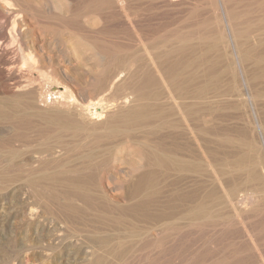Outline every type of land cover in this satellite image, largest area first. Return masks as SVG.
Instances as JSON below:
<instances>
[{
    "label": "bare ground",
    "instance_id": "1",
    "mask_svg": "<svg viewBox=\"0 0 264 264\" xmlns=\"http://www.w3.org/2000/svg\"><path fill=\"white\" fill-rule=\"evenodd\" d=\"M222 1L221 14L193 6L178 27L152 29L149 58L126 59L131 92L122 102L115 103L107 64L84 103L72 95L60 106L50 93L32 108L34 90L0 98V123L12 129H0V147L10 153L5 168L18 166L24 148L48 155L10 183H28L47 212L77 226L72 237L102 250L95 261L137 246L165 255L185 229L228 221L227 201L248 183L255 192L240 194V203L264 194V0ZM228 33L231 50L223 46Z\"/></svg>",
    "mask_w": 264,
    "mask_h": 264
},
{
    "label": "rangeland",
    "instance_id": "2",
    "mask_svg": "<svg viewBox=\"0 0 264 264\" xmlns=\"http://www.w3.org/2000/svg\"><path fill=\"white\" fill-rule=\"evenodd\" d=\"M222 2L0 0V98L34 90L30 96L33 99L32 108L41 106L50 93L55 95V99L59 97L56 102H61L60 106H65L72 95L84 103L94 83L103 77L107 64L110 69L113 68L109 80L113 81L116 89L118 99L115 103L122 102L123 97L131 92L132 71L125 63L126 59L135 52L142 53L145 60L149 58L148 42L154 35V28L161 27L164 33L178 27L193 6L206 7L217 15L221 14ZM230 39L228 33L223 42L228 50H231L230 43H227ZM234 55H231L232 58ZM99 97L97 95L96 98ZM133 103L130 102L131 105ZM113 109L109 111L114 112ZM7 125L0 123V129L10 133ZM32 135L36 139L35 134ZM46 155L24 148L16 159L18 166L11 168L16 169V173L5 168L10 153L5 146L0 147V173L8 171L6 175H10L6 179L0 177V264H264V194L257 195L253 203L239 202L244 193L255 192L251 183H248L249 187L244 186L246 189L236 191L233 204L227 201L224 210L229 215L228 221L224 219L221 225L185 229L181 237L171 238L172 242L165 244L175 243V248L165 250V255L157 254L159 248L151 250L137 246L126 257L110 256L107 261H95L92 253L98 251L96 255H103L102 250L83 236L72 237L74 232L81 233L77 226L47 212L44 205L46 199L33 197L28 183H10L41 168L40 162L48 161ZM29 159L34 162L27 164ZM227 168L233 170L230 166ZM261 168L264 169L262 164ZM123 169L127 170V167L124 165ZM219 191L225 196L222 185ZM77 204L83 203L77 201ZM38 219L40 223H37ZM138 225L148 226L143 222ZM157 234L153 233L151 240H155ZM190 252L192 255H189ZM216 252L219 254L216 255Z\"/></svg>",
    "mask_w": 264,
    "mask_h": 264
},
{
    "label": "built area",
    "instance_id": "3",
    "mask_svg": "<svg viewBox=\"0 0 264 264\" xmlns=\"http://www.w3.org/2000/svg\"><path fill=\"white\" fill-rule=\"evenodd\" d=\"M48 97H49L48 100H50L51 99V95H48Z\"/></svg>",
    "mask_w": 264,
    "mask_h": 264
}]
</instances>
